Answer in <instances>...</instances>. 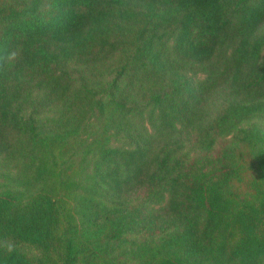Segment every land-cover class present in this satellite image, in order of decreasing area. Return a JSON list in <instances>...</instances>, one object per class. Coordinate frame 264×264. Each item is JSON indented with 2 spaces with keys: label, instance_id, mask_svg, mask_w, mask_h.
Masks as SVG:
<instances>
[{
  "label": "trees",
  "instance_id": "trees-1",
  "mask_svg": "<svg viewBox=\"0 0 264 264\" xmlns=\"http://www.w3.org/2000/svg\"><path fill=\"white\" fill-rule=\"evenodd\" d=\"M0 264H264V0H0Z\"/></svg>",
  "mask_w": 264,
  "mask_h": 264
},
{
  "label": "rangeland",
  "instance_id": "rangeland-1",
  "mask_svg": "<svg viewBox=\"0 0 264 264\" xmlns=\"http://www.w3.org/2000/svg\"><path fill=\"white\" fill-rule=\"evenodd\" d=\"M198 73H199V72H198ZM198 73H197V74H198ZM198 76H199V75H198ZM199 77H200V76H199ZM147 116H148V115L145 114L142 118H140V119H139V123L142 122V124L145 125L147 132H150V131H151V125H150V120L148 119Z\"/></svg>",
  "mask_w": 264,
  "mask_h": 264
}]
</instances>
